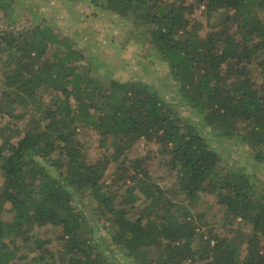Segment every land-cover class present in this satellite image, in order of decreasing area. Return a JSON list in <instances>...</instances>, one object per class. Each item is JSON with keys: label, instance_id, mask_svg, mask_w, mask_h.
Segmentation results:
<instances>
[{"label": "trees", "instance_id": "16d2710c", "mask_svg": "<svg viewBox=\"0 0 264 264\" xmlns=\"http://www.w3.org/2000/svg\"><path fill=\"white\" fill-rule=\"evenodd\" d=\"M90 1L139 27L168 63L176 99L149 83L100 80L86 51L49 25L0 29V120H10L0 122V264L28 259L22 250L35 264H264V183L223 168L211 144L237 137L264 162V0ZM12 5L0 0V18ZM199 9L205 24L193 17ZM82 134L106 150L97 160ZM138 141L158 145L172 184L154 182L144 158L129 159ZM181 194L194 208L176 201ZM204 195L250 230L221 238L209 229L196 250L191 214ZM52 228L58 252L40 237Z\"/></svg>", "mask_w": 264, "mask_h": 264}, {"label": "rangeland", "instance_id": "374dc122", "mask_svg": "<svg viewBox=\"0 0 264 264\" xmlns=\"http://www.w3.org/2000/svg\"><path fill=\"white\" fill-rule=\"evenodd\" d=\"M12 11L7 17L1 16L0 29L12 27L16 31L28 29L35 25H49L61 37H67L73 43L74 48L86 51L87 57L91 60L93 75L100 80H106L111 77L120 81H141L149 83L157 88L162 95L168 98L172 96L176 99V93L171 94L174 90V82L171 79L168 63L163 60L155 51H153L143 36L139 27L128 18H120L116 15L104 11L99 5L92 3L90 0H80L79 2H70L68 0H12ZM187 4L193 3V0H184ZM194 19L206 23V16L203 9L196 10L193 15ZM264 18V12L262 14ZM13 25V26H10ZM208 28H204L206 33ZM8 54H0V75L7 69ZM253 75L261 84L260 69L253 65ZM1 87V83H0ZM48 98V97H46ZM187 116L196 117V113L188 109L184 112ZM196 119V118H195ZM31 116H27L25 122L20 121L18 125L21 129H27L31 121ZM9 118L0 120L3 124L9 122ZM25 123V125H24ZM205 134H207L205 132ZM80 139L84 142L86 151H89L92 160H97L106 151L99 147L97 137L90 134H82ZM213 149L219 154L223 168H240V173L246 172L248 177L257 182L264 183V162H258L252 155L250 148L240 142L235 137L229 140L212 141ZM158 145H148L144 141H138L129 152V159L144 158L145 168L152 174L154 182L160 185L168 186L175 181V174L170 173L162 166H158L157 160ZM151 156V158H149ZM106 173L107 183L113 179L115 171L114 166ZM119 172V171H118ZM2 187V178L0 176V188ZM139 194V190H135ZM172 199L174 200L173 195ZM202 202L197 208L193 209L192 220L195 227L198 228L194 247L196 250L201 249V243L208 238V230L213 229L221 238H233L237 231L244 228L245 232L249 227H244L240 220L233 221L231 217L226 218L225 209L217 206L210 195H204ZM176 201H181L184 206H189L184 196L178 195ZM91 212L98 213L97 207L90 206ZM89 207V209H90ZM7 212L4 213V219L10 220V205L5 207ZM175 212V209H173ZM184 211L176 212L175 217H181ZM183 216V215H182ZM100 220V229L104 231L107 240L113 239L112 229H104L103 215L95 216ZM227 222V224H226ZM92 225V224H91ZM102 226V227H101ZM60 230L56 228L43 230L40 234L42 238H48L53 241V249L58 252L61 245L57 242L60 236ZM204 234V236H203ZM44 240V239H42ZM214 244V242H212ZM24 246L23 243L19 247ZM23 254L29 255L28 259L18 260L16 264H35L33 258L35 254H28L22 250ZM43 264H46L45 262Z\"/></svg>", "mask_w": 264, "mask_h": 264}]
</instances>
